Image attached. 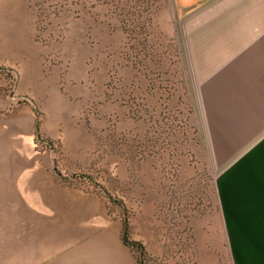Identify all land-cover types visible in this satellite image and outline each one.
Returning <instances> with one entry per match:
<instances>
[{
    "label": "crops",
    "instance_id": "1",
    "mask_svg": "<svg viewBox=\"0 0 264 264\" xmlns=\"http://www.w3.org/2000/svg\"><path fill=\"white\" fill-rule=\"evenodd\" d=\"M169 1L161 18L165 29L180 25L181 94L192 101L190 121L198 147H204L210 161L225 163L215 198L227 264H264V0ZM20 32L28 43L22 77L37 94L50 93L47 133L62 147L54 160L60 177L43 161L31 168L22 164L16 177L0 164V202L20 211L19 252L13 250L12 264H138L122 238L125 206L139 214L160 203L158 161L114 153L103 158L99 139L106 131L104 116L114 108L112 99H104L107 70L90 74L86 64L78 76L70 71L61 78L55 67L46 76L34 24ZM70 99H80L81 105L101 100L103 112L92 114L89 126L78 124L76 101ZM118 111L121 129L144 131L143 121L129 118V109ZM16 129L25 134L23 125ZM0 139L1 146L12 144L13 123H0ZM11 157L0 154V162ZM108 161L123 187L114 197L122 203L99 188L76 184L78 172ZM130 225L131 239L146 244L136 227L151 231L156 220L132 218Z\"/></svg>",
    "mask_w": 264,
    "mask_h": 264
},
{
    "label": "rangeland",
    "instance_id": "2",
    "mask_svg": "<svg viewBox=\"0 0 264 264\" xmlns=\"http://www.w3.org/2000/svg\"><path fill=\"white\" fill-rule=\"evenodd\" d=\"M169 4V0H0V123H13L12 144L0 145V154L12 157L0 164L8 166L13 177L19 176L22 164L31 168L41 161L55 171L54 160L62 147L47 133L50 93L37 94L22 77L28 43L20 29L34 24L35 40L44 48L46 76L55 67H60L61 78L70 71L78 76L86 64L90 74L107 70L104 99H112L114 108L104 116L106 131L99 139L103 158L114 153L128 160L156 158L159 163L160 203L139 214L125 206L129 225L132 218L156 220L151 231L136 227L146 240L142 264H227L215 198L216 179L225 163L210 161L204 147H198L190 121L192 101L186 92L181 94L180 25L165 29L161 18ZM175 21L179 24V19ZM70 101H76L78 124L89 126L90 116L103 112L101 100L83 105L80 99ZM119 107L129 109V118L143 121L144 131L121 129ZM20 125L23 135L17 134ZM111 164L78 172L76 184L107 190L114 198L123 187ZM7 206L0 202V264H12L13 250L19 252L20 211ZM131 233L132 225L130 238Z\"/></svg>",
    "mask_w": 264,
    "mask_h": 264
},
{
    "label": "trees",
    "instance_id": "3",
    "mask_svg": "<svg viewBox=\"0 0 264 264\" xmlns=\"http://www.w3.org/2000/svg\"><path fill=\"white\" fill-rule=\"evenodd\" d=\"M55 170L58 173V177H60L61 176L60 172L57 170V168H55ZM104 192L109 195L110 199H112V200H114L116 202L122 203L120 200L114 199L112 197V195L107 190H105ZM129 235H130V225H129V220H128V217H127V213H125V216L123 217L122 238H123L124 242L128 246H130L132 248V250L134 251V254H135L136 258H137L138 264H142V259L145 256H147V252L145 250L144 244L141 241L132 240L129 237ZM137 252L139 253V255H138Z\"/></svg>",
    "mask_w": 264,
    "mask_h": 264
}]
</instances>
